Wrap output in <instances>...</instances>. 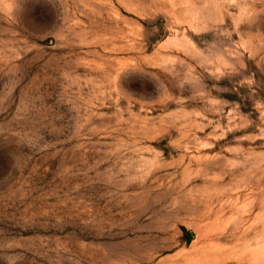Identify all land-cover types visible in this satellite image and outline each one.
Wrapping results in <instances>:
<instances>
[{"label":"rangeland","instance_id":"374dc122","mask_svg":"<svg viewBox=\"0 0 264 264\" xmlns=\"http://www.w3.org/2000/svg\"><path fill=\"white\" fill-rule=\"evenodd\" d=\"M0 264H264V0H0Z\"/></svg>","mask_w":264,"mask_h":264}]
</instances>
